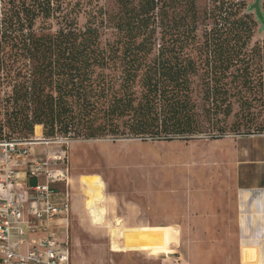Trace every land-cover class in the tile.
Instances as JSON below:
<instances>
[{"label": "rangeland", "instance_id": "1", "mask_svg": "<svg viewBox=\"0 0 264 264\" xmlns=\"http://www.w3.org/2000/svg\"><path fill=\"white\" fill-rule=\"evenodd\" d=\"M8 1L0 0V21L11 6ZM51 2L52 17L36 22L38 36L49 35L51 40H45L33 57L15 54L16 48H0V55L4 54L0 69L1 135L21 137L20 128L12 129L6 122L14 88L21 90L33 78L35 82L38 79L40 87L45 86L41 72L46 63L64 72L79 66L75 54L81 37L75 42H54L53 37L63 28L84 32L92 26L96 30L95 39L85 41L90 55L85 60L87 64H83L84 68L88 65L86 72L93 84L105 81L118 90L131 59L143 67L162 54L172 64H190L197 71L190 76V89L199 112L212 105L202 96L215 80L220 93L225 92L219 97L226 98L222 104L218 101L220 110L230 109L228 116L214 117L222 134L210 129L202 135L170 140L76 136L55 137L68 142L61 146L45 145L37 142L45 138L42 126H36L37 134L34 128L31 138V143H37L31 146L34 157L45 158L46 153L59 149L66 153L68 185L56 183L52 187L57 194L69 195L70 211L59 241L66 244L69 264H177L178 257L188 259L190 248L196 243L202 250H210L212 245L226 252L218 260L214 257L216 262L212 264H234L235 253L231 249L235 251L237 242L189 241L191 236L188 238L187 234L218 232L213 238H224L227 232L235 234V225L228 222L234 223L236 217L241 162L256 158L255 152L258 158H264V29L254 10L249 9L254 0H159L155 1L154 11L147 19L142 16L138 24L132 15L144 0H128L126 6L123 0ZM260 7L264 16V0H260ZM244 16L252 21L249 33L246 26H237V20H244ZM130 26L139 27L140 35L135 39H130ZM47 48L50 51H45ZM97 56L103 66L92 63ZM142 73L143 69L135 73L136 80ZM52 80L46 91L54 90L56 77ZM134 90L140 91L138 85ZM117 124L122 131V123ZM250 151L254 155L245 157ZM82 176L101 179L104 186L100 198L81 184ZM203 221H210L209 229L200 224ZM142 226L174 228L177 234L176 243L170 247L173 253L153 256L110 251L113 242L122 244L123 233Z\"/></svg>", "mask_w": 264, "mask_h": 264}, {"label": "trees", "instance_id": "2", "mask_svg": "<svg viewBox=\"0 0 264 264\" xmlns=\"http://www.w3.org/2000/svg\"><path fill=\"white\" fill-rule=\"evenodd\" d=\"M155 1L159 0H144V4L132 15V19H135L137 24L143 17L147 19V15L155 9ZM8 2L11 6L0 21V48L1 50L16 48L15 54L33 57L42 43L45 45V40H51L49 35L38 36L36 22L39 19L47 21L52 17L54 12L52 2L51 0H9ZM127 3L128 0H123L124 6ZM223 4L221 2V8ZM243 18L244 20H237V26H246V31L249 33L252 21L248 16ZM130 29V39H135L139 34L137 33L139 27L130 26ZM78 37H81V40L75 54L78 56L77 63H80L77 68L71 70L72 72H64L54 64L46 63L43 66L41 76H45L44 88L52 84L53 77H56L53 91H46V88L40 87L38 83L40 85L41 83L38 79V83L35 82L33 80L35 78L29 84L22 86L21 90L13 89L9 99L12 108L7 112L6 122L12 129L20 128L21 137L0 134V141L30 140L36 126H42L45 139L127 136L170 140L179 136L189 138L202 135L210 129H215L221 134L224 132L214 122V117L219 114L226 117L230 114V109L228 107L226 110H220L218 101L220 100L222 104L226 98H219L220 95L224 96L225 92L222 90L223 93H220L217 80L202 96L204 101H211L212 105L203 107L200 112L193 101L190 89V76L195 75L197 71L190 64L188 66L172 64L170 60L164 59L162 54L143 67L131 59L128 62L126 77L119 84L118 90L106 85L105 81L93 84L86 72L88 65L84 68L83 64H87L85 60L90 55L87 51L90 46L85 41L90 37L95 39L96 30L92 26L86 28L84 32L63 28L53 39L55 43L75 42ZM135 49L143 52L140 46H136ZM45 51H50V48ZM12 55L13 53L10 54ZM98 57H95L92 63L103 66L100 63L101 58ZM3 58L4 54H1L0 69L4 64ZM139 69H143V73L136 80L135 73ZM65 76V79L61 78ZM136 85L140 89L138 93L134 90ZM117 122L122 123V131ZM73 131H76V134ZM28 183L33 186L36 182L29 180Z\"/></svg>", "mask_w": 264, "mask_h": 264}, {"label": "built area", "instance_id": "3", "mask_svg": "<svg viewBox=\"0 0 264 264\" xmlns=\"http://www.w3.org/2000/svg\"><path fill=\"white\" fill-rule=\"evenodd\" d=\"M37 142L68 143L63 138ZM34 144L31 139L0 141L1 264H69L68 249L64 242L59 243L62 234L58 232L68 218L69 195L57 194L52 187L56 183L68 185L66 153L59 149L46 153L45 158L34 157ZM20 173L24 179L19 178ZM29 180H35V185H29ZM57 220L61 227L54 224ZM29 233L39 236L29 241ZM24 244L28 246L22 253Z\"/></svg>", "mask_w": 264, "mask_h": 264}, {"label": "crops", "instance_id": "4", "mask_svg": "<svg viewBox=\"0 0 264 264\" xmlns=\"http://www.w3.org/2000/svg\"><path fill=\"white\" fill-rule=\"evenodd\" d=\"M253 155L254 153L250 151L245 157ZM255 156L256 158L249 157L243 159L241 162V185L237 188L236 192V217L234 223L228 222V224L235 225V234L228 233L226 230L227 234H224V238H213L218 232H212L210 235L203 232L199 234L197 232H189L187 234L188 238L191 236V238H187L189 241L197 239L210 242L223 239L225 241L237 242L235 251L231 249V252L235 253V260H233L234 264H264V158H258V152H255ZM19 178L24 179L22 173L19 174ZM82 178L88 177L82 176L80 180ZM24 182H26V180ZM209 222L203 221L200 224L207 230L211 225ZM54 224L61 227L62 222L57 220ZM63 230L64 229H58V232L63 234ZM229 235L231 236L229 237ZM38 236L39 235L36 233H29L27 237L29 241H31ZM59 238L62 240L61 236ZM199 245L198 243L192 245L188 254V259H183L181 256L184 260L182 261L181 258L178 257V261L180 262L177 264H212L216 262L212 260L214 257L218 260L226 255V252H223L220 248H216V246L209 245L210 250H202ZM27 246L28 244L21 246L20 251L24 253Z\"/></svg>", "mask_w": 264, "mask_h": 264}, {"label": "bare ground", "instance_id": "5", "mask_svg": "<svg viewBox=\"0 0 264 264\" xmlns=\"http://www.w3.org/2000/svg\"><path fill=\"white\" fill-rule=\"evenodd\" d=\"M35 129L37 134L38 127H35ZM80 182L93 192L94 197H101L104 185L99 177L92 176L82 178ZM92 201L93 200L89 201V207L91 206ZM90 213L91 212H89V214ZM95 222L97 221H94V223ZM176 234L177 232L174 228L169 226H142L133 228L122 235L120 233L122 244L118 245V242H113L110 251L113 253L145 252L146 254L148 253L153 256L168 255L172 252L170 247L176 243Z\"/></svg>", "mask_w": 264, "mask_h": 264}, {"label": "water", "instance_id": "6", "mask_svg": "<svg viewBox=\"0 0 264 264\" xmlns=\"http://www.w3.org/2000/svg\"><path fill=\"white\" fill-rule=\"evenodd\" d=\"M250 10H254L257 21L260 23L261 27L264 29V16L261 12L260 0H254L253 5L250 6Z\"/></svg>", "mask_w": 264, "mask_h": 264}]
</instances>
